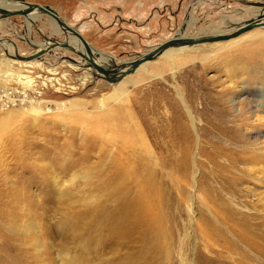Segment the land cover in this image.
<instances>
[{
  "label": "rangeland",
  "instance_id": "rangeland-1",
  "mask_svg": "<svg viewBox=\"0 0 264 264\" xmlns=\"http://www.w3.org/2000/svg\"><path fill=\"white\" fill-rule=\"evenodd\" d=\"M23 1L55 10L116 64L176 37L189 16L185 38L225 33L257 16L264 3ZM30 18H0V264H264V228L251 246L240 241L241 226L230 228L235 220L221 204L263 209L264 25L174 52L175 68L157 56L145 72L108 83L88 67L71 66L80 57L64 48L17 60L15 53L30 56L48 40L75 38L56 32L45 14ZM123 141L135 148L121 149ZM145 153L163 171L160 196L173 202L183 179L185 201L166 211L160 204L164 232L152 231L151 221L136 228L132 217L123 236L125 198L135 195V184L128 196L124 180L131 177L123 180L120 171ZM220 174L239 184L238 196L225 192L214 201L220 183L213 177Z\"/></svg>",
  "mask_w": 264,
  "mask_h": 264
},
{
  "label": "bare ground",
  "instance_id": "bare-ground-1",
  "mask_svg": "<svg viewBox=\"0 0 264 264\" xmlns=\"http://www.w3.org/2000/svg\"><path fill=\"white\" fill-rule=\"evenodd\" d=\"M0 7L6 8V9L12 11V10H16V9H10V8H12V7H24V4L22 2L2 1L0 3ZM256 8L260 9L259 12H258V15L257 16H253V17L251 16L252 18L249 21L259 20L260 21L259 24L264 25V3L259 4ZM38 14H40L39 11H35L34 13H32V15H29L27 17L28 20L27 19L26 20L29 22L30 19H31L30 18L31 16L37 17ZM190 19L191 18L189 16L187 18L186 22H185V26H183L178 31V34L176 35L178 38H185V36H184L185 30L187 29V27L189 26V24L191 22ZM53 21L55 22V20H53ZM249 21H247V22H249ZM33 23H34V21H31V24H33ZM243 24H245V23H243ZM239 26H236L235 29L237 27H239ZM54 27H55L56 32L64 33L65 37L66 36H73L75 38L72 39V40L64 39L63 41H59V42L57 41V46H53V41H49L48 40L46 42L49 43V44H45V45L41 44V45H39L40 47L36 49V52L39 51L40 49H46V48H49V50H50L51 46L59 47L60 49L64 48V49H67V50H68V48H70L71 50H73L78 55V57H80L76 61L73 60L76 63L75 65L74 64L73 65L70 64V65L74 66L77 69H78V66H81V65H83L85 67H88L87 70H92L94 72L93 75L95 77L99 76L100 78H103V75L97 71L95 66H97L99 68H102L104 70H109V71L117 73V74L128 69V66H122L121 67L120 65L123 64V63L116 64L113 61L114 59H113L112 56L104 55L103 53H101V52L95 50L94 48H92L89 44L88 45H89L90 53H88L87 50L85 49V46L83 45V43L75 35H73L69 31H67L65 28H61L60 26L57 25V23H56V26H54ZM262 28H264V26H262ZM231 31H233V30H231ZM216 34H221V33H216ZM211 35H214V34H211ZM193 37L197 38L195 36H193ZM234 39H236V38H234ZM231 40H233V39H231ZM26 41H27L28 44L32 45L29 42L28 39H26ZM4 43H5V45L2 43L3 46H5L7 48L8 43L7 42H4ZM194 46H196V45H193V46H186V45L182 46V45H180V46H176V47H170V48L166 49L165 51H163L159 55L158 58L167 59L168 62H171V66H173L175 68L176 66H175V64L173 62L172 53H174V52H182L185 49L190 48V47H194ZM90 61H91V63H90ZM187 61H189V58L187 59ZM148 63L149 62H146V63L142 64L141 66H139L135 70V72L140 71V70L145 72L146 70H144V68H145V66ZM109 76H112V74H110ZM182 132H183V130H180V129L177 130L176 136L179 137V138H182V136H181ZM144 142H145L144 143L145 146L149 149L148 152H153L154 144L153 145L151 143L148 144L147 140H145ZM121 143H122V146L124 147V148H121V149L128 148L127 146H131V147L135 148L133 144H130V143L126 142V141H123ZM123 159H125V157H123V156H119L118 157V160H123ZM154 161L155 162L157 161L154 156L151 157L149 154L145 153L141 158L136 159L134 161V164H137L136 166L134 165L135 167H133L131 165L129 167V171L125 172V173L120 171V174H121L120 176H121V178L123 180L125 178L128 179L129 174H130V177H131V180H130V178L128 179L129 184H127L126 180H124V182H125L124 192L128 196H130L129 192L132 190V189H130L131 184H135L134 189H133L135 191V195L134 196L131 195L132 197H130V198H125L126 200H128L129 203H128V206H127L128 210H126L124 212V215L122 217L123 222H122L121 227L124 230L122 231L121 234L123 236L126 235V228H127L128 225L131 224L132 217L134 218V226L136 228H141V226H143V225H147L149 227V223L151 221L150 229L152 231H154L155 229H159L158 230L159 233L164 232L165 228L163 229V227H164V223H165V220H164L165 217L163 215V211H166L167 207H169V206L172 209L173 206H174V202L175 201H176V206L178 208H180V207H182V204L185 201V198H183V197H185V192L187 191L186 190L187 185H186V181H184L183 179L182 180L180 179L179 182L184 183V186L182 187V193L180 194V196H176L175 195L174 196V201L171 202L170 198L172 196H170L168 194H165V192H164V194L162 193L163 194L162 195L163 202H161L162 197L160 196V194L158 192H163L162 187L159 186V180H160V177L162 176V172L163 171H162V169H160L158 167H155V165L153 164ZM125 162H126V160L118 161V164H123V163L125 164ZM170 162L172 163L173 161L170 160ZM251 170H248L247 174H245V175L250 176L253 173V171H251ZM213 178H214L215 181L218 182V184L220 183V187L217 188L218 190L216 191L214 201L219 200V199L222 200L221 196H222V194H226L225 192H227L229 194H235L236 195L237 193H239L241 191V188L238 187L239 186L238 183H234V182L228 181L227 178L223 174H220L218 176V178H217V176L213 177ZM238 181H240L239 178H238ZM123 185H124V183H123ZM180 187H181V185H180ZM204 193H206V192H204ZM242 195L245 198L246 194H242ZM237 196H238V194H237ZM159 197L161 199H159ZM181 198H183V199L181 200ZM237 201H239V200H237ZM260 201H262L261 202V206L263 207V209L261 211H256V213L241 211L238 207H234L233 206V202L234 201L233 202H229L227 200L226 201L224 200V202L221 203L222 205H224V208L222 209V213L226 214L228 216V218L233 217V219L235 220V222H232L233 225L230 226V228H235L234 225H240L241 228H242L240 232L247 233L246 230L250 231V236L251 237H248L245 234H243V233L241 234L240 233L239 238H238V239H241L240 241L245 242L246 244H249V245L253 244L254 238L259 236L260 233H262L261 232L262 229L264 228V197H262V200H260ZM168 202L170 203V205H169ZM209 203H211V202H209ZM230 203H232V204H230ZM160 204H161V207H162L163 211L160 209ZM253 204L254 203H252V205ZM172 213H173V211H172ZM205 219H207V217H204V220ZM231 230H233V229H231ZM236 232H238V231H235V233ZM258 238H260V237H258ZM254 243H256V242H254Z\"/></svg>",
  "mask_w": 264,
  "mask_h": 264
},
{
  "label": "water",
  "instance_id": "water-1",
  "mask_svg": "<svg viewBox=\"0 0 264 264\" xmlns=\"http://www.w3.org/2000/svg\"><path fill=\"white\" fill-rule=\"evenodd\" d=\"M3 1H14V2H22L24 4V7L18 8L16 10H8L6 8L0 7V18H9L13 16H22L28 20V16L32 15L35 11H39L40 14H45L51 19L55 20L58 26L61 28H65L67 31L71 32L73 35H75L85 46V49L87 50L88 53H90L89 45L85 41V39L73 28L67 26V24L64 23V21L59 17L58 13L50 8L49 6H41L38 4H26L23 0H3ZM259 20L255 21H249L243 25H240L236 29L230 32H225L221 34H214V35H207V36H201L197 38H178L177 36L163 42L162 44L158 45L155 49L138 56L134 60L129 61L128 63H123L120 66H128L127 70H124L123 72L120 73H114L109 70H104L102 68H99L95 66L97 71L103 75V79L108 82V83H116L118 82L121 78H123L126 75H129L130 73L135 72V70L141 66L142 64L146 62H150L151 60L155 59L157 56H159L163 51L170 47H176V46H193V45H199L203 43H213V42H220V41H228L231 39H234L246 32H249L259 26H262L259 24ZM184 25V24H183ZM53 46H57V42L53 41ZM68 50L74 52L70 48ZM49 51V48L46 49H40L39 51L35 52L34 54L30 56H19L18 54L15 53V58L19 61L23 62H29L33 61L34 59L40 58L42 55H44L46 52ZM75 53V52H74ZM76 54V53H75ZM91 63V61H90ZM112 74V76H109Z\"/></svg>",
  "mask_w": 264,
  "mask_h": 264
}]
</instances>
